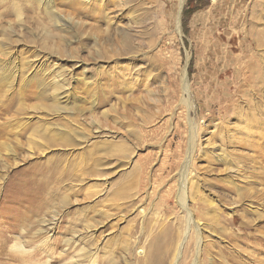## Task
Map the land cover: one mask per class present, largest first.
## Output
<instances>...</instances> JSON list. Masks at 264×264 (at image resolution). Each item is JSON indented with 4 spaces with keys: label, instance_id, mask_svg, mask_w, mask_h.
<instances>
[{
    "label": "rangeland",
    "instance_id": "obj_1",
    "mask_svg": "<svg viewBox=\"0 0 264 264\" xmlns=\"http://www.w3.org/2000/svg\"><path fill=\"white\" fill-rule=\"evenodd\" d=\"M178 4L0 0V264H264V0Z\"/></svg>",
    "mask_w": 264,
    "mask_h": 264
},
{
    "label": "bare ground",
    "instance_id": "obj_2",
    "mask_svg": "<svg viewBox=\"0 0 264 264\" xmlns=\"http://www.w3.org/2000/svg\"><path fill=\"white\" fill-rule=\"evenodd\" d=\"M38 1L41 2L42 0H38ZM186 1L187 0H179V4H178L179 14H178L177 25H178L179 33H181L180 17H181V13H182L183 8L186 5ZM249 45L250 46H247L246 49L249 50L250 56L248 57L249 59H248L247 65L244 67V72L242 73V71L240 70L239 72L235 73L236 77L240 78L239 82L237 83L238 87L235 91H236V94L247 91L248 93H252L254 96H257L259 98V101L251 99L250 101H248V103L250 105H254L256 108L260 109V108L264 107V56L258 55V53L256 52L257 48L261 47V43L260 44L257 43V45H255L253 47H252V44H249ZM226 74H227V71H226V73H222L220 75V78L223 79L224 75L226 76ZM182 87H183L182 88L183 92H186L187 91V77H186V75H184V78L182 80ZM192 141L194 143V137H193ZM190 155L188 157H190ZM188 169H189V164H188V162H186L184 164L181 172L179 173V192H178L177 199H178L179 203L182 204L183 207H185V199H186L185 192H186V182H187L186 177H187ZM48 173H50V172H48ZM48 175H50V174H48ZM43 195H44V193H43ZM40 198H42V197H40ZM40 208L41 207L39 206L37 209H35V212L36 211H37L36 213L40 212V210H41ZM1 238L6 239V238H8V236L0 235V253H1V251H4V249H6V247H7L5 240L1 239ZM29 241L30 240L23 239V237L14 238V240L12 241V242H14V245L11 247L10 253H12V254L14 253V254L19 255V256L31 255V254H29V253H31L30 249H28L26 246L29 243ZM28 258H29V256L27 258L21 257L18 259L22 260L21 262H24Z\"/></svg>",
    "mask_w": 264,
    "mask_h": 264
}]
</instances>
